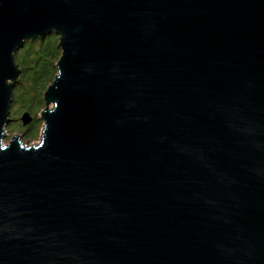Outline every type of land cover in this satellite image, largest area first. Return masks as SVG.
Wrapping results in <instances>:
<instances>
[{
    "label": "water",
    "instance_id": "water-1",
    "mask_svg": "<svg viewBox=\"0 0 264 264\" xmlns=\"http://www.w3.org/2000/svg\"><path fill=\"white\" fill-rule=\"evenodd\" d=\"M51 33L41 139L5 143ZM0 264H264V0H0Z\"/></svg>",
    "mask_w": 264,
    "mask_h": 264
},
{
    "label": "trees",
    "instance_id": "trees-1",
    "mask_svg": "<svg viewBox=\"0 0 264 264\" xmlns=\"http://www.w3.org/2000/svg\"><path fill=\"white\" fill-rule=\"evenodd\" d=\"M61 53L56 33L29 40L15 53V62L22 73L14 88V103H21L28 109H33L36 104L41 108L45 104L42 97L58 74L57 63Z\"/></svg>",
    "mask_w": 264,
    "mask_h": 264
},
{
    "label": "rangeland",
    "instance_id": "rangeland-1",
    "mask_svg": "<svg viewBox=\"0 0 264 264\" xmlns=\"http://www.w3.org/2000/svg\"><path fill=\"white\" fill-rule=\"evenodd\" d=\"M59 40H60V36H59ZM44 95H45V92L42 97L43 102L45 103ZM27 97L28 96L26 95L25 98ZM37 97H39V95ZM22 106L23 105L21 103H14V98H13V103L11 106L10 116H9L10 119L7 122L6 127H5L6 137H5L4 142L9 143L12 136L18 135V136H21V141L24 144H28V145L37 144L39 143L41 139V135H42L43 127H44V121L42 119V111L45 108V104H43L41 108H40V104H36L33 109H28L26 106H23V107ZM52 106H53V103L50 104V107ZM25 111H29L33 116V121L26 126L22 125V122L20 120V116Z\"/></svg>",
    "mask_w": 264,
    "mask_h": 264
}]
</instances>
